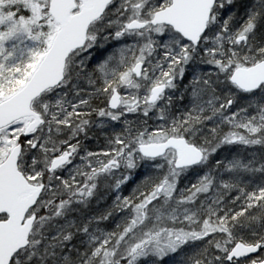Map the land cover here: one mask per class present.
Segmentation results:
<instances>
[{
	"label": "snow or ice",
	"instance_id": "snow-or-ice-1",
	"mask_svg": "<svg viewBox=\"0 0 264 264\" xmlns=\"http://www.w3.org/2000/svg\"><path fill=\"white\" fill-rule=\"evenodd\" d=\"M0 264H264V0H0Z\"/></svg>",
	"mask_w": 264,
	"mask_h": 264
}]
</instances>
